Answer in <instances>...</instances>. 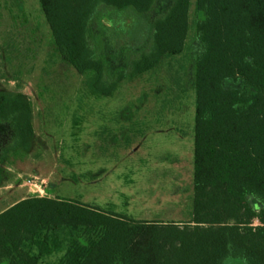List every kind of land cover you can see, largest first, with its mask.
Wrapping results in <instances>:
<instances>
[{
	"label": "rangeland",
	"instance_id": "374dc122",
	"mask_svg": "<svg viewBox=\"0 0 264 264\" xmlns=\"http://www.w3.org/2000/svg\"><path fill=\"white\" fill-rule=\"evenodd\" d=\"M195 1L181 52L97 95L87 86L92 72H78L57 50L39 0H0V101L6 92L25 93L33 129L24 149L17 123L25 112L0 116V210L45 195L135 219L180 226L192 219L194 60L202 49L194 21L203 15ZM172 2L153 0L141 12L91 1L86 44L104 61L98 86L130 74L136 59L153 52L154 21ZM59 234L67 238L66 230ZM66 246L63 240L39 262L55 264Z\"/></svg>",
	"mask_w": 264,
	"mask_h": 264
},
{
	"label": "trees",
	"instance_id": "16d2710c",
	"mask_svg": "<svg viewBox=\"0 0 264 264\" xmlns=\"http://www.w3.org/2000/svg\"><path fill=\"white\" fill-rule=\"evenodd\" d=\"M91 1L39 0L57 50L78 72H92L87 80L92 93L108 95L122 78L152 69L163 54L183 50L189 0H173L154 21L153 52L136 59L130 74L118 72L114 81L98 86L104 61L91 57L86 44ZM103 1L141 12L153 2ZM195 8L203 15L194 21L202 49L194 60L193 224L135 219L69 197L26 196L0 211V264H41L40 255L50 253L63 240L66 250L55 264H212L218 0H196ZM9 110L26 114L17 128L20 145L28 149L33 129L27 95L6 92L0 116ZM65 230L67 238L59 234Z\"/></svg>",
	"mask_w": 264,
	"mask_h": 264
},
{
	"label": "crops",
	"instance_id": "0c3cea01",
	"mask_svg": "<svg viewBox=\"0 0 264 264\" xmlns=\"http://www.w3.org/2000/svg\"><path fill=\"white\" fill-rule=\"evenodd\" d=\"M15 202H16V201H15ZM13 203H14V202H13ZM13 203H12V204H13ZM10 205H11V204H10ZM10 205H8V206H10ZM8 206H6V207H8ZM6 207H4V208H6ZM4 208H3V209H4ZM3 209H1V210H3ZM1 210H0V211H1Z\"/></svg>",
	"mask_w": 264,
	"mask_h": 264
}]
</instances>
